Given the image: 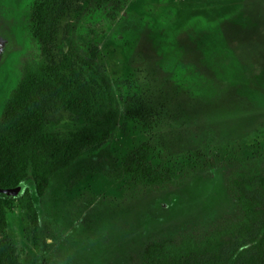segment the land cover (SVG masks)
I'll use <instances>...</instances> for the list:
<instances>
[{
    "label": "rangeland",
    "instance_id": "374dc122",
    "mask_svg": "<svg viewBox=\"0 0 264 264\" xmlns=\"http://www.w3.org/2000/svg\"><path fill=\"white\" fill-rule=\"evenodd\" d=\"M33 1L0 0V113L31 63L46 76V124L67 133L84 123L49 81L67 41L84 53L96 27V64L112 82L119 116L109 138L54 174L36 199L37 244L27 213L16 203L7 211L18 264L33 255L47 264H140L149 243L201 234L237 214L231 154H264V0H129L112 23L90 0H52L40 40L29 30ZM100 99L97 117L107 111ZM133 100L149 127L127 110ZM146 142L156 146L148 162L166 175L164 186L132 195L125 160ZM206 154L213 167L184 178L182 163Z\"/></svg>",
    "mask_w": 264,
    "mask_h": 264
},
{
    "label": "trees",
    "instance_id": "16d2710c",
    "mask_svg": "<svg viewBox=\"0 0 264 264\" xmlns=\"http://www.w3.org/2000/svg\"><path fill=\"white\" fill-rule=\"evenodd\" d=\"M128 1L90 0V5L103 12L105 22L112 23ZM51 3L52 0L32 3L29 30L36 40L42 37V23ZM92 29L84 53L74 38L67 41L49 81L60 105L83 117L84 123L71 127L67 133L46 124L40 99L46 76L31 63L24 64L0 113V189L23 185L17 195L0 192V264H18L5 232L7 211L16 203L27 213L32 225L30 238L37 244L40 212L36 199L46 194L54 174L67 169L83 152L97 149L117 123L119 110L112 82L96 64L99 29ZM100 98L107 111L97 117L94 111ZM127 110L138 114L148 127L151 125L149 113L136 101L127 104ZM155 147L146 142L126 157L124 171L132 177L128 181L132 195L153 188L158 182L164 186L166 175L157 174L148 162ZM238 152L236 149L231 154L234 168L227 181L238 205L237 214L201 234L188 232L149 243L140 264H264V154L244 157ZM212 167L206 154L193 163L183 162L182 176ZM39 261L47 264L39 255L27 257L24 264Z\"/></svg>",
    "mask_w": 264,
    "mask_h": 264
},
{
    "label": "water",
    "instance_id": "95a60500",
    "mask_svg": "<svg viewBox=\"0 0 264 264\" xmlns=\"http://www.w3.org/2000/svg\"><path fill=\"white\" fill-rule=\"evenodd\" d=\"M23 188V185H18L16 187L13 188H3L0 189V192H4L10 195H17L19 194V192L21 191V189Z\"/></svg>",
    "mask_w": 264,
    "mask_h": 264
}]
</instances>
